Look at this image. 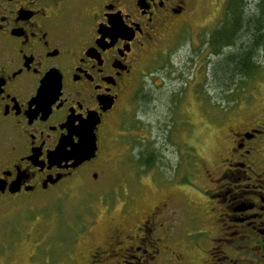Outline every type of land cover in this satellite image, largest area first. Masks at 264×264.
<instances>
[{
  "label": "flooded vegetation",
  "instance_id": "flooded-vegetation-1",
  "mask_svg": "<svg viewBox=\"0 0 264 264\" xmlns=\"http://www.w3.org/2000/svg\"><path fill=\"white\" fill-rule=\"evenodd\" d=\"M196 1L0 0V215L51 188L107 183V123L140 59L187 25ZM263 96L229 111L216 157L192 146L188 187L151 177L146 195L163 199L149 205L128 192L72 263L264 264ZM84 141L94 154L76 164ZM9 261L0 253V264Z\"/></svg>",
  "mask_w": 264,
  "mask_h": 264
},
{
  "label": "rangeland",
  "instance_id": "rangeland-1",
  "mask_svg": "<svg viewBox=\"0 0 264 264\" xmlns=\"http://www.w3.org/2000/svg\"><path fill=\"white\" fill-rule=\"evenodd\" d=\"M229 1L197 0L187 25L163 36L140 59L119 111L107 123L109 175L104 186L55 187L4 209L0 253L9 255L8 263L74 264L75 250L87 251L130 195L142 192L147 205L163 199L146 195L156 187L151 177L157 185L188 187V171L198 162L192 146L197 145L198 157H216L225 127L234 118L229 111L264 94V45L249 76L229 79V66L223 63L226 55L250 44L252 34L246 31L253 28L252 19L264 18V0H240L235 14L239 39L214 47L217 30L229 26ZM142 158L152 167L140 169Z\"/></svg>",
  "mask_w": 264,
  "mask_h": 264
},
{
  "label": "trees",
  "instance_id": "trees-1",
  "mask_svg": "<svg viewBox=\"0 0 264 264\" xmlns=\"http://www.w3.org/2000/svg\"><path fill=\"white\" fill-rule=\"evenodd\" d=\"M238 1V2H237ZM240 0H230L227 7V20L225 24H228L229 26H222L219 28L216 32V35L213 39V46H226L230 45L231 43L235 42L239 39V37L236 35L238 33L236 29V23L238 22L236 20V12H237V6L239 4ZM233 6V7H231ZM232 17L234 19L232 20ZM231 18V19H230ZM254 22L252 29H247L246 33L249 35L251 33L252 40L249 43H244L240 46L238 52L236 53H230L226 55L223 58V63L227 64L229 66L228 74L231 75L229 79H231L233 76H249L253 70H255L258 66L257 57L260 51V47L264 45V39L263 36V29H264V18L261 16L259 18H254L251 20ZM224 74H227L224 70H222ZM149 159L142 158V163L148 168L152 167L151 162H148Z\"/></svg>",
  "mask_w": 264,
  "mask_h": 264
},
{
  "label": "water",
  "instance_id": "water-1",
  "mask_svg": "<svg viewBox=\"0 0 264 264\" xmlns=\"http://www.w3.org/2000/svg\"><path fill=\"white\" fill-rule=\"evenodd\" d=\"M94 148L95 146L93 141H91V143H88L87 141L80 142L74 149L75 155L73 158L76 164L90 158L94 154Z\"/></svg>",
  "mask_w": 264,
  "mask_h": 264
},
{
  "label": "snow or ice",
  "instance_id": "snow-or-ice-1",
  "mask_svg": "<svg viewBox=\"0 0 264 264\" xmlns=\"http://www.w3.org/2000/svg\"><path fill=\"white\" fill-rule=\"evenodd\" d=\"M112 27H113L114 30H117L118 31L119 30V24H118V22L113 23ZM49 87H51V85H49Z\"/></svg>",
  "mask_w": 264,
  "mask_h": 264
}]
</instances>
